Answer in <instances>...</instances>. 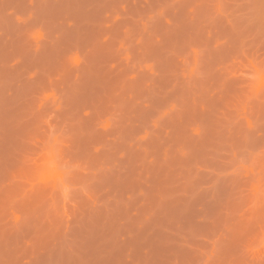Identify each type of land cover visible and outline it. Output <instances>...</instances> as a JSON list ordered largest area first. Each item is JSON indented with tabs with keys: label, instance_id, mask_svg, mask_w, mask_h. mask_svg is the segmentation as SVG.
Masks as SVG:
<instances>
[{
	"label": "rangeland",
	"instance_id": "obj_1",
	"mask_svg": "<svg viewBox=\"0 0 264 264\" xmlns=\"http://www.w3.org/2000/svg\"><path fill=\"white\" fill-rule=\"evenodd\" d=\"M0 264H264V0H0Z\"/></svg>",
	"mask_w": 264,
	"mask_h": 264
}]
</instances>
